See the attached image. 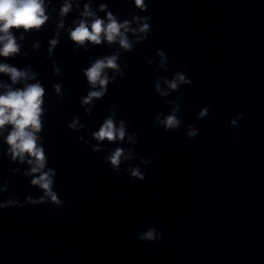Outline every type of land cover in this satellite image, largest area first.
Masks as SVG:
<instances>
[{
	"label": "clouds",
	"instance_id": "1",
	"mask_svg": "<svg viewBox=\"0 0 264 264\" xmlns=\"http://www.w3.org/2000/svg\"><path fill=\"white\" fill-rule=\"evenodd\" d=\"M134 4L139 12L148 10V0H127ZM76 7H80L79 0H75ZM73 8V0H64L59 9L61 19L58 22V28H64V20ZM98 10L104 13V17L97 15L92 9L91 0L83 4V11L80 12V18L74 20V27L68 29V39L73 42L75 50L84 48L88 45L99 46L106 44L108 47L118 45L115 52L102 57L93 59L89 57V66L81 69L85 77L89 91L85 96L80 97L79 103L84 108L85 115H91L96 107V101L102 100L108 92V86L115 83L119 77L125 79L124 68L120 64L121 52L131 53L135 45L148 40L149 33L152 30L151 17L132 15V18L121 21L105 2L98 5ZM49 20L46 12L45 0H0V57L5 59L15 57L20 54L21 46L14 35L15 31L30 32L39 31ZM59 36V32L56 33ZM24 37L21 36L20 39ZM59 40L54 38L49 41L48 53L51 56L53 50L58 45ZM35 44L34 48H38ZM156 71L167 72L169 68L168 56L162 49L156 51ZM153 58H148L146 63L152 65ZM185 71L189 65L184 66ZM61 68L53 64V75L59 76ZM0 74L10 78L11 84L0 82V136H3L4 144L7 145L4 155L10 159V162L27 164L28 168L23 171V176L30 178V186L38 188L42 195L33 198L31 195L25 197L23 202L18 197H10L6 201L0 200V209L10 207H24L25 205H54L56 208L63 207V201L54 190L56 171L48 167V154L44 148V137L41 135L44 129L45 116V93L46 89L37 79L38 73L31 69V66L20 69L6 62H0ZM27 81H34L27 83ZM192 79L180 71L172 73L171 78L157 75L154 83V91L160 97H168L173 92H179L182 85L190 86ZM23 84L22 87H13V85ZM55 93L61 100L64 98L62 84L53 85ZM165 106L170 107L167 115L158 113L153 121L154 127H162L166 131H177L183 124L181 113V102L179 96L173 100H165ZM119 109L116 104L109 108V115L100 124L98 130L91 132V140H85L84 136H78L77 139L85 143L93 153L107 151L105 143L108 144H130L135 145L138 135L135 132L130 133L129 122L121 119L117 121L116 116ZM180 114V115H178ZM210 115L209 107H203L197 120L204 119ZM244 118L243 113H237L234 118H230V125L235 129L240 128L239 121ZM68 129L73 132H80L85 129L86 124L81 122L80 116L72 117L67 124ZM186 136L188 139H194L199 134V128L194 124H188ZM7 129V135H4ZM95 143H92V141ZM136 159L135 148L115 147L107 151L104 162L109 165L111 171L117 175L122 171L121 165ZM154 161L141 157L139 163L150 165ZM132 180L143 182L147 173L142 172L140 167L129 166L126 169ZM13 174L20 172L19 168L12 169ZM11 181L0 187V194L7 191ZM141 242L159 244L163 240V235L156 227L150 226L146 231L138 234Z\"/></svg>",
	"mask_w": 264,
	"mask_h": 264
}]
</instances>
